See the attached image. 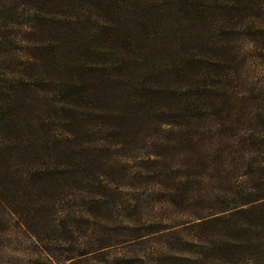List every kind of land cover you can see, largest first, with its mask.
<instances>
[{
	"label": "trees",
	"instance_id": "16d2710c",
	"mask_svg": "<svg viewBox=\"0 0 264 264\" xmlns=\"http://www.w3.org/2000/svg\"><path fill=\"white\" fill-rule=\"evenodd\" d=\"M248 54L264 66V0H0V211L34 239L38 264H173L165 227L137 222L130 192L147 166L165 173L168 154L211 171L264 142L257 96L238 93ZM205 138L216 143L201 158ZM259 177L198 225L264 221ZM142 236L166 252L110 256Z\"/></svg>",
	"mask_w": 264,
	"mask_h": 264
},
{
	"label": "rangeland",
	"instance_id": "374dc122",
	"mask_svg": "<svg viewBox=\"0 0 264 264\" xmlns=\"http://www.w3.org/2000/svg\"><path fill=\"white\" fill-rule=\"evenodd\" d=\"M240 77L242 87L238 93L241 90H253V95L258 99L252 104L257 103L264 110V66L251 59V54H248ZM249 111L250 107L246 109V112ZM198 132L201 133L202 130ZM248 134L249 131L245 130L243 137H249ZM238 136H242L241 132ZM259 137L264 138V134ZM208 139L202 141L203 146L199 151L201 158L208 150L211 153L215 146L216 141ZM245 148L248 152L243 151V158L237 153L224 154L219 159L214 157L213 171H210V167L207 171H189L187 160L197 157L192 153L177 156L168 154L165 163L159 166L165 172H162L163 176L161 173L156 175V167L147 166L148 175L140 180V185L134 188V192H130L131 196L139 199L141 205L140 214L135 216L136 221L159 228L165 227L161 232L167 235L165 240L172 246L167 256L168 259H175L173 264H264V221L255 218V214L243 215L235 221L243 222L241 230L226 229L227 232L224 229L228 226L219 221L199 226L200 219L196 218L233 207L238 196L248 192L251 180L264 176V142L256 139ZM183 155L185 163H181ZM154 158L156 157L153 155L149 157ZM138 160L139 158L135 162ZM189 172H192L190 176ZM148 176L153 178H147ZM155 178L163 185L158 186ZM174 193L177 200L172 197ZM263 210L264 208L260 209V213ZM0 217L4 221L3 224L0 223V264H38L41 254L34 239L1 211ZM158 239L160 238L154 239L151 236L122 239L124 241L113 245L110 256L144 254L150 257L160 251L166 252L162 243L156 242ZM222 253L227 255L225 259L221 258Z\"/></svg>",
	"mask_w": 264,
	"mask_h": 264
}]
</instances>
